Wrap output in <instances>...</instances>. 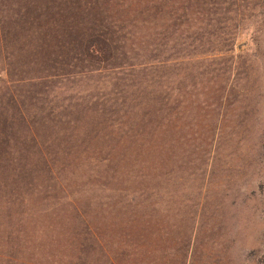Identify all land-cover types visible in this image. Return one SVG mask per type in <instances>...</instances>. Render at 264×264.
I'll return each instance as SVG.
<instances>
[{
	"label": "rangeland",
	"instance_id": "rangeland-1",
	"mask_svg": "<svg viewBox=\"0 0 264 264\" xmlns=\"http://www.w3.org/2000/svg\"><path fill=\"white\" fill-rule=\"evenodd\" d=\"M49 1L0 0V264H264V0Z\"/></svg>",
	"mask_w": 264,
	"mask_h": 264
},
{
	"label": "trees",
	"instance_id": "trees-1",
	"mask_svg": "<svg viewBox=\"0 0 264 264\" xmlns=\"http://www.w3.org/2000/svg\"><path fill=\"white\" fill-rule=\"evenodd\" d=\"M63 1H65V0H50L47 5L44 4V6L36 7V9H38L39 13H41L43 11L50 12V11H53L55 8H57L55 6L57 4L59 6V10H60V8H61L60 5H62V4H58V3L63 2ZM173 2H174L173 0H164L163 1L162 11H163V14L165 15L164 16V25L167 28H172V29L177 28L176 30H179V29H181V27H180L181 24H175L176 23L175 16L173 14H171V12H175V10L173 8ZM179 2H181V3L186 2V4L183 5V7H182L183 13H181V15L184 14L183 17H185V15L186 16L189 15V17L196 16V15H203L208 11L207 7L212 5V2H210L209 0H205V1H203V0H183V1H181L180 0ZM179 14L180 13H178L176 15H179ZM181 15H180V17H181ZM35 20L38 22L39 18L36 17ZM102 23H103V21L100 24H102ZM117 29L119 31L123 30V28L122 29L117 28ZM104 30L105 29H102L101 31H99L97 33V34H99L98 37L101 39L97 40V38L95 37L96 40H92L90 42L91 46L95 41H97V42L100 41L98 44V45H100L101 42L106 43V41H108L110 39V38H108V34L105 33ZM163 37H164V34H163ZM188 41H190V40L187 38L186 42H188ZM193 42H195V41H193ZM185 45H187V43L181 44V47L184 48ZM95 48H96L97 53L103 54V49H101L100 47H95ZM87 49H89V47H86V50ZM180 58L183 59L184 57H180Z\"/></svg>",
	"mask_w": 264,
	"mask_h": 264
}]
</instances>
